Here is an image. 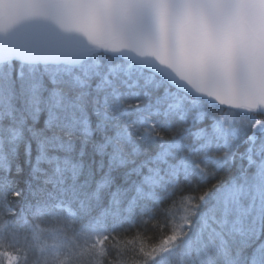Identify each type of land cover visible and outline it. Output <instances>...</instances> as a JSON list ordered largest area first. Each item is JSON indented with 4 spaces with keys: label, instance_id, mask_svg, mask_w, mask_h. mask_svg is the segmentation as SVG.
Instances as JSON below:
<instances>
[{
    "label": "snow or ice",
    "instance_id": "obj_1",
    "mask_svg": "<svg viewBox=\"0 0 264 264\" xmlns=\"http://www.w3.org/2000/svg\"><path fill=\"white\" fill-rule=\"evenodd\" d=\"M0 264H264V0H0Z\"/></svg>",
    "mask_w": 264,
    "mask_h": 264
},
{
    "label": "trees",
    "instance_id": "obj_2",
    "mask_svg": "<svg viewBox=\"0 0 264 264\" xmlns=\"http://www.w3.org/2000/svg\"><path fill=\"white\" fill-rule=\"evenodd\" d=\"M190 206V202H185L183 205L177 204L176 207L173 209V212L176 213L177 218L183 214V212ZM124 243L129 249H138L141 246L150 250L149 238L148 237H141L136 235L126 236L124 238Z\"/></svg>",
    "mask_w": 264,
    "mask_h": 264
}]
</instances>
